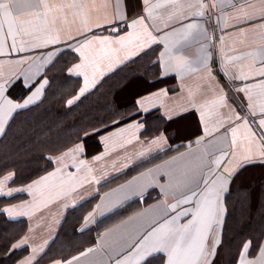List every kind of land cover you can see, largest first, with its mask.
<instances>
[{
  "label": "crops",
  "instance_id": "0c3cea01",
  "mask_svg": "<svg viewBox=\"0 0 264 264\" xmlns=\"http://www.w3.org/2000/svg\"><path fill=\"white\" fill-rule=\"evenodd\" d=\"M163 2L164 0H150L153 5ZM212 2L213 0H208L210 5ZM232 3L243 5V0H232ZM248 3L253 7L246 10L256 19L240 24L233 19L238 8L231 7L227 0L222 10L209 8L203 18L189 17L180 21L167 19L172 9L155 8L156 19L146 21L152 26L155 42H150L143 49L133 44L117 54H106L104 49L107 46L99 44H93L86 50L85 54L90 62L87 69L90 87L83 95L79 94V90L84 86V76L70 75L67 71L74 63L80 62V54L75 51L78 42H83L77 31L82 27L80 19L71 25L70 30L72 36L78 37L77 40L70 39L67 32L61 34L58 42L48 44L43 43L44 39L49 38L47 36L35 40L28 38L29 43L24 46V51H13L11 39H6L0 54V83L5 84L0 104H3L4 98L14 103H23L36 92L40 84L47 81L33 102L26 107L37 103L49 86L50 76L61 71L71 83L66 100L69 106V100L77 102L112 73L127 68L128 64L143 55L148 59L141 60L144 63L137 62L146 66L145 75L130 76L129 90L133 92L134 108L124 118L90 133L93 134L96 147L92 154H85L83 142L75 143L51 157L52 168L48 172L24 185H9L10 180L4 185L2 192L11 191V196L14 197L3 205L1 212L8 219H23L26 223L24 233L11 244V250L26 249L14 264H34L55 239L67 212L90 198L94 199V203L84 218L81 229L92 230L91 243L71 256L49 264H117L118 261L119 264H130L135 255L133 246L153 228H159L173 218L172 226L187 224L192 216H183V211L187 209L195 212L196 207L203 202V194H206L208 188L215 192L212 199L215 201L216 215L211 228L205 229V234L208 236V246L214 245V255L209 257L210 264H219L218 246L226 212V194L247 186L255 193L264 180V156L256 149L262 135L258 128V121L262 118L259 105L264 101V77L259 75V70L264 68V27L261 26L264 25V20L259 19L264 3L262 0H248ZM97 5L98 11L87 17L88 27L91 28L87 36L91 39L105 36L115 38L116 32L113 29L117 25L112 21L113 11L117 6L119 12L127 17L128 23L145 7L143 0H111L106 8L103 0H97ZM188 23L202 25L210 39H204L199 28L193 29L185 39L184 26ZM126 28L125 22L118 23L120 34H126ZM141 30L139 26L136 29ZM127 31L133 30L127 28ZM19 47L18 42L17 48ZM150 54L153 56L149 58ZM205 55L207 68L202 62ZM181 57L187 63L178 67ZM154 72L157 73L156 76L153 75ZM23 74L31 76L28 81L32 85L31 90L24 86ZM155 78L158 81L150 83ZM15 83L26 89L18 99L8 92ZM244 87L251 89L253 100L257 104L255 117L248 115L246 94L236 91ZM158 90H166L167 95L146 104L147 111L136 105L138 97ZM220 90H223L222 94L227 98L228 107L220 109V118L225 121V125L233 112L247 117L249 121L248 127L240 121L236 122L239 128L238 145L247 148L249 130L257 133L253 142L252 159L239 167L236 160L244 154L239 148L236 156L225 155L231 148L230 132L225 134V128L220 126L219 119H210L207 125L208 135H205L199 112L194 113L188 105L189 93L194 94L198 102H202L203 99L217 95ZM77 96L79 99H75ZM241 97H244L243 105ZM21 109L23 108L16 109L10 117H6L0 138L12 116ZM156 117L162 130L145 135L143 130L153 123L149 120ZM161 135L165 137L162 143H150ZM77 144L83 145V152L74 154L75 162L72 156L64 157L63 163L57 162L58 157ZM95 157L101 159L96 160ZM81 160L86 166H79L78 162ZM215 160L221 161L222 166L217 168L211 163ZM229 160L230 163L227 162ZM224 167L233 170L232 174L224 173ZM58 168L60 172L55 177H50L31 192L22 191L42 177L56 172ZM222 175L227 178L223 187L217 179ZM70 176L74 179L69 180ZM192 177H195L192 187L198 195L192 197V203L182 205L176 212H172L169 205L175 204L177 199L173 189ZM201 177L208 181L207 187ZM214 180L215 184L212 183ZM6 209L13 211L9 214ZM24 240L27 241L26 244L14 247ZM261 246H264V237L253 256L247 253V259L256 260ZM240 254L236 264H240ZM144 264H161V255L157 254Z\"/></svg>",
  "mask_w": 264,
  "mask_h": 264
},
{
  "label": "snow or ice",
  "instance_id": "6c2138e0",
  "mask_svg": "<svg viewBox=\"0 0 264 264\" xmlns=\"http://www.w3.org/2000/svg\"><path fill=\"white\" fill-rule=\"evenodd\" d=\"M225 2L226 0H213L210 5L208 0H164L163 3L153 5L150 3V0H143L145 7L130 23L127 22V17L119 12L117 6V9L113 11L112 21L114 25H117V27L113 29V31L116 32L115 38L105 36L91 39L87 36V32L91 31V28L88 27L87 17L98 11L97 0H56V2H53V0H0V54H2L4 43L8 38L12 41L11 48L13 51H24V46L29 43L28 38L35 40L47 36L49 38L44 39L43 43L48 44L58 42L61 38V34L67 32L70 39L77 40L78 37L72 36L70 30L71 25L75 23L77 19H80L82 27L77 31L79 37L83 38V42H78V46L75 49V51L80 54V62L74 63L67 71L70 75L75 74L84 76V86L79 90V94L83 95L90 87L87 76V69L90 66V62L85 52L93 44L106 45L107 47L104 49L106 54H117L133 44L143 49L145 45H148L150 42H155L156 40V37L153 36L152 26L146 23V21L156 19L154 16L155 8L172 9V11L168 13L167 19L169 21H180L188 19L189 17L203 18L209 8L222 10ZM227 2L231 7L238 8L237 15L233 17L237 24L251 22L256 19L251 12L246 10V8L250 9L253 7L248 3V0H243V5L239 6L237 3H232V0H227ZM110 3L111 0H103V6L105 8L108 7ZM262 3H264V0H262ZM259 19L264 20V9L261 10ZM121 21L125 22L127 28L133 31H127L126 28V34H120L118 23ZM138 26L142 29L141 31H136ZM261 26L264 27V25ZM197 28L200 29V35H202L204 39H210L203 26L195 23H188L184 26V32L186 33L185 39L187 38V34H190L193 29ZM18 42L20 45L19 48H17ZM202 62L205 68H207V55L202 57ZM186 63L187 62L181 57L179 58L177 66L183 67ZM23 75L25 81L24 86L31 90L32 85L28 84L31 76L28 74ZM259 75L264 77V68L259 70ZM46 83L47 81L40 84L36 92H33L23 103H14L10 99H3V104H0V132L4 130L6 117H10L12 112L16 109L24 108L32 103ZM262 87H264V85H262ZM4 91L5 84L0 83V98H3ZM236 91L246 94L248 115L255 117L257 114V104L253 100L251 89L244 87L238 88ZM222 93L223 90H220V93L210 99H203L202 102H198L195 95L189 93L188 105L194 110V113L197 111L199 112L200 122L203 125L205 135H208L207 125L210 119H219L220 126L225 128V134L230 132L231 148L229 153L225 155L236 156V150L239 148L244 153L241 158L236 160V165L239 167L252 159L253 142L257 133L249 130L250 139L247 148L238 145L237 133L239 128L236 122L240 121L245 127H248L249 121L247 117L233 112V114L228 117L227 125H225V121L220 118V109L228 107V105L227 98ZM166 95V90H158L155 93H149L148 95L138 97L136 105L140 109L147 111L145 108L146 104L150 103L153 99H158ZM262 95H264V93H262ZM75 99H79V96L75 97ZM243 101L244 97H241L242 105ZM72 103H74V100L68 101L69 105ZM259 113L262 118L258 121V128L262 135L259 143L256 144V149L259 151L260 155L264 156V101L259 105ZM216 130L219 131V128ZM164 139L165 137L161 135L150 143H162ZM197 142L199 143V141ZM80 152H83V145L77 144L75 148L70 149L69 152L58 157L57 162L63 163L64 157L66 156H72L75 162L74 154ZM95 159L99 160L101 157H95ZM227 162L230 163L231 161L229 160ZM211 163L215 164L217 168L222 166L219 160L212 161ZM78 164L79 166H86L85 162L82 160L79 161ZM223 171L231 175L233 170L224 167ZM59 172L60 169L58 168L56 172L50 173L49 176L42 177L40 181L34 182V185H29L27 189H23L22 191L31 192L34 187H38L42 182L48 181L50 177H55ZM11 179L12 175L9 174L0 180V194L12 195L11 191L7 193L2 192L6 182ZM68 179L71 180L74 179V177L70 176ZM200 179L207 187L208 181L203 179V177ZM217 179L220 181L221 187L227 182L226 176L223 175L217 177ZM193 182H195V177L189 178L186 183L177 185L173 189L177 199L175 204L169 205L172 212H176V209L182 205L192 203V197L198 195L196 189L192 187ZM212 183L215 184L216 181L214 180ZM198 186L199 184L197 183L196 187ZM214 194V190L208 188L206 194H203V202L196 207L195 212H190L187 209L183 211V216H192V219L187 224L172 226L175 219L173 218V220L166 221L164 225H161L159 228H153L144 235L141 240L133 246L135 255L132 257L130 264H144V262H147L157 254L161 255V264H210L209 257L214 255V245L212 247L208 246V236L205 234V229L211 228V224L216 215L215 201L212 199ZM5 211L11 214L13 210L6 209ZM26 242V240L21 241L19 245H15L14 247H21L26 244ZM250 247V243L244 244L243 251L240 254V264H264V246L260 247V255L256 260L247 259V253ZM57 264H59V262H57ZM69 264H71V262H69ZM117 264H119V261Z\"/></svg>",
  "mask_w": 264,
  "mask_h": 264
},
{
  "label": "trees",
  "instance_id": "16d2710c",
  "mask_svg": "<svg viewBox=\"0 0 264 264\" xmlns=\"http://www.w3.org/2000/svg\"><path fill=\"white\" fill-rule=\"evenodd\" d=\"M144 58L145 55L127 68L112 73L69 106L66 100L71 83L64 72L53 73L42 99L18 110L7 124L0 138V178L11 174L9 185H24L52 168L50 157L78 142L84 143L86 155L92 154L96 147L90 133L124 118L134 108L133 92L129 90L130 76L146 74V66L137 63L148 60ZM157 81L155 78L150 83ZM8 92L18 99L26 89L15 83ZM149 121L153 123L143 130L145 135L162 130L157 117ZM257 189L253 193L247 186L226 194V212L218 246L219 264H236L246 243L251 244L249 256L257 252L264 237V180ZM13 197L0 194V264H14L26 252L25 248L11 250V244L26 229L25 221L8 219L1 212L3 205ZM93 203L94 199L90 198L67 212L55 239L34 264L65 259L91 243L92 230H82L81 225Z\"/></svg>",
  "mask_w": 264,
  "mask_h": 264
},
{
  "label": "rangeland",
  "instance_id": "374dc122",
  "mask_svg": "<svg viewBox=\"0 0 264 264\" xmlns=\"http://www.w3.org/2000/svg\"><path fill=\"white\" fill-rule=\"evenodd\" d=\"M50 159H51V157H50Z\"/></svg>",
  "mask_w": 264,
  "mask_h": 264
}]
</instances>
